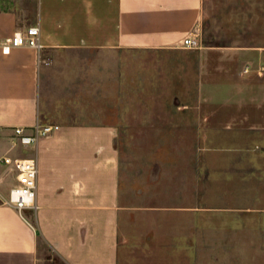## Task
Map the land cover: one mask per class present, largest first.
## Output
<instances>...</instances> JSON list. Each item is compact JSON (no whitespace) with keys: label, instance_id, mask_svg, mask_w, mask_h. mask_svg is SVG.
Returning a JSON list of instances; mask_svg holds the SVG:
<instances>
[{"label":"rangeland","instance_id":"obj_1","mask_svg":"<svg viewBox=\"0 0 264 264\" xmlns=\"http://www.w3.org/2000/svg\"><path fill=\"white\" fill-rule=\"evenodd\" d=\"M199 38L73 58L111 71L88 101L119 128L121 264H264V86L246 74L264 64V0H205Z\"/></svg>","mask_w":264,"mask_h":264},{"label":"crops","instance_id":"obj_2","mask_svg":"<svg viewBox=\"0 0 264 264\" xmlns=\"http://www.w3.org/2000/svg\"><path fill=\"white\" fill-rule=\"evenodd\" d=\"M204 7L205 0L0 1V126L7 134L38 123L59 127L23 151L37 160L38 208L21 214L0 202V264H121L120 223L128 208L121 203L119 128L88 101L100 90L109 97L111 78L96 71H111L73 58L175 51L199 34ZM32 26L40 28L42 49L3 53L8 39ZM246 74L264 86V64ZM59 97L71 101L58 120L52 108ZM15 184L13 173L0 168L3 197Z\"/></svg>","mask_w":264,"mask_h":264},{"label":"built area","instance_id":"obj_3","mask_svg":"<svg viewBox=\"0 0 264 264\" xmlns=\"http://www.w3.org/2000/svg\"><path fill=\"white\" fill-rule=\"evenodd\" d=\"M31 47L42 49L40 44V28L32 26L19 31L3 44V53L10 54L12 48ZM202 46L199 34H194L182 42L184 49H200ZM248 72V70H247ZM58 126L38 123L31 131L26 128H13L10 133L0 126V143H4L5 150L0 148V168L8 175L13 173L16 184L10 189L9 197H3L0 191V202L17 209L21 214L25 210H36L38 188V164L35 158L24 156L23 151L45 138L51 137ZM16 152L14 155L13 153Z\"/></svg>","mask_w":264,"mask_h":264}]
</instances>
